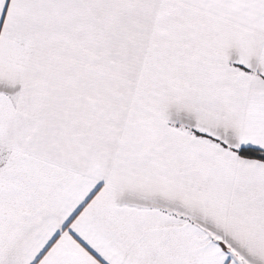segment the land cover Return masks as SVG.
<instances>
[{
	"label": "snow or ice",
	"instance_id": "snow-or-ice-1",
	"mask_svg": "<svg viewBox=\"0 0 264 264\" xmlns=\"http://www.w3.org/2000/svg\"><path fill=\"white\" fill-rule=\"evenodd\" d=\"M0 264H264V0H0Z\"/></svg>",
	"mask_w": 264,
	"mask_h": 264
}]
</instances>
